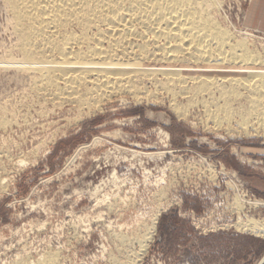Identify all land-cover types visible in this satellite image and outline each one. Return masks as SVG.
<instances>
[{"label":"rangeland","instance_id":"374dc122","mask_svg":"<svg viewBox=\"0 0 264 264\" xmlns=\"http://www.w3.org/2000/svg\"><path fill=\"white\" fill-rule=\"evenodd\" d=\"M218 2L213 16L264 55L256 0ZM14 24L0 0V264H264L250 227H264L263 132L215 125L155 63L129 70L137 94L57 102Z\"/></svg>","mask_w":264,"mask_h":264},{"label":"bare ground","instance_id":"6f19581e","mask_svg":"<svg viewBox=\"0 0 264 264\" xmlns=\"http://www.w3.org/2000/svg\"><path fill=\"white\" fill-rule=\"evenodd\" d=\"M3 1L18 50L37 67L36 89L57 102L86 105L117 91L137 94L129 70L155 63L161 86L173 96H202L215 125L240 116L245 132L264 133V55L213 16L218 0ZM6 124L1 117L0 126ZM257 224L251 229L263 234ZM30 264L59 262L50 253Z\"/></svg>","mask_w":264,"mask_h":264},{"label":"crops","instance_id":"0c3cea01","mask_svg":"<svg viewBox=\"0 0 264 264\" xmlns=\"http://www.w3.org/2000/svg\"><path fill=\"white\" fill-rule=\"evenodd\" d=\"M257 8H256V15L257 21L255 24L250 23L251 26H255V28L264 30V0H256Z\"/></svg>","mask_w":264,"mask_h":264}]
</instances>
